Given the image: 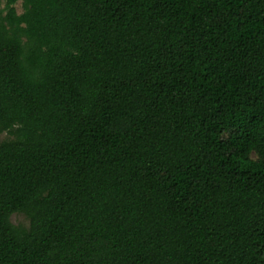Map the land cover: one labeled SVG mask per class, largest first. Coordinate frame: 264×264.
<instances>
[{
	"label": "trees",
	"instance_id": "1",
	"mask_svg": "<svg viewBox=\"0 0 264 264\" xmlns=\"http://www.w3.org/2000/svg\"><path fill=\"white\" fill-rule=\"evenodd\" d=\"M0 264H264V0H5Z\"/></svg>",
	"mask_w": 264,
	"mask_h": 264
},
{
	"label": "rangeland",
	"instance_id": "2",
	"mask_svg": "<svg viewBox=\"0 0 264 264\" xmlns=\"http://www.w3.org/2000/svg\"><path fill=\"white\" fill-rule=\"evenodd\" d=\"M4 3H5V0H0V9H3ZM14 7H15L17 13H21L22 7H21L20 2H17L14 5ZM10 221L14 224H22V225L27 224V220L22 215H18V214H12L10 216Z\"/></svg>",
	"mask_w": 264,
	"mask_h": 264
}]
</instances>
